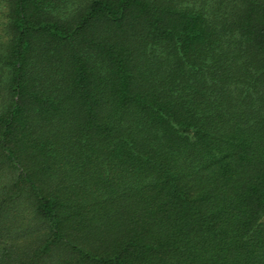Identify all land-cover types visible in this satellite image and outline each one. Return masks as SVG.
Returning a JSON list of instances; mask_svg holds the SVG:
<instances>
[{"label":"trees","instance_id":"1","mask_svg":"<svg viewBox=\"0 0 264 264\" xmlns=\"http://www.w3.org/2000/svg\"><path fill=\"white\" fill-rule=\"evenodd\" d=\"M0 264H264V0H0Z\"/></svg>","mask_w":264,"mask_h":264}]
</instances>
